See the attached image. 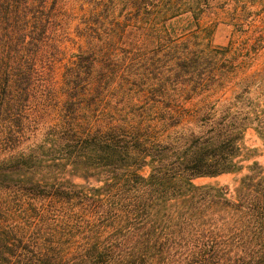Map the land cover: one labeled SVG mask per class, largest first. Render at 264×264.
<instances>
[{
  "label": "trees",
  "instance_id": "obj_1",
  "mask_svg": "<svg viewBox=\"0 0 264 264\" xmlns=\"http://www.w3.org/2000/svg\"><path fill=\"white\" fill-rule=\"evenodd\" d=\"M263 51L264 0H0V264H264V168L194 184L264 147Z\"/></svg>",
  "mask_w": 264,
  "mask_h": 264
},
{
  "label": "rangeland",
  "instance_id": "obj_2",
  "mask_svg": "<svg viewBox=\"0 0 264 264\" xmlns=\"http://www.w3.org/2000/svg\"><path fill=\"white\" fill-rule=\"evenodd\" d=\"M202 23L204 26L213 28L212 42L215 45L223 46L229 40L234 39L232 35V27L228 24V15L224 9H213L209 14L203 18ZM264 65V51L262 56L257 60L255 68H260ZM239 169L230 174L222 175L216 178H201L194 181L195 185H213V186H226L229 188L230 193H233L234 188L238 185L240 179L248 174L249 167L257 163L260 167L264 168V147L260 139L256 136L252 129H248L241 142V151L238 157ZM139 173L147 177L149 168L145 167Z\"/></svg>",
  "mask_w": 264,
  "mask_h": 264
}]
</instances>
